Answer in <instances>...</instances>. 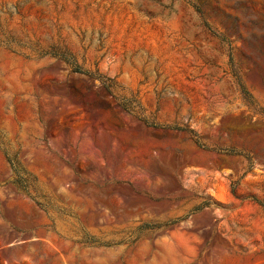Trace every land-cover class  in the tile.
I'll list each match as a JSON object with an SVG mask.
<instances>
[{
	"label": "rangeland",
	"instance_id": "1",
	"mask_svg": "<svg viewBox=\"0 0 264 264\" xmlns=\"http://www.w3.org/2000/svg\"><path fill=\"white\" fill-rule=\"evenodd\" d=\"M0 264H264V0H0Z\"/></svg>",
	"mask_w": 264,
	"mask_h": 264
}]
</instances>
